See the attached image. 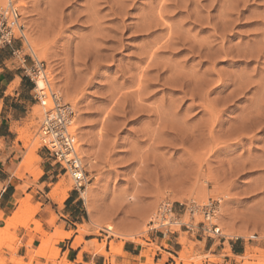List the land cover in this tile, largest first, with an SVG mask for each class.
<instances>
[{
	"label": "rangeland",
	"instance_id": "374dc122",
	"mask_svg": "<svg viewBox=\"0 0 264 264\" xmlns=\"http://www.w3.org/2000/svg\"><path fill=\"white\" fill-rule=\"evenodd\" d=\"M11 4L26 40L46 59L34 56L26 43L18 56L42 62L49 88L74 112L72 132L88 183L76 192L71 176L42 148V109L32 92L21 120L11 125L20 145L14 146V174L19 172L16 176L25 184L10 216H1L0 259L5 264H69L53 243L73 240V250L82 247L83 253L101 256L106 264H118L125 244L141 251L142 264L149 259L152 264L154 259H160L157 264H184L185 258L189 264H220L228 258L234 264H264V0ZM178 75L189 81L187 95L177 86ZM158 107L173 110L178 123L185 124L181 138L173 132L158 134L161 118L153 115ZM185 135L189 138L183 141ZM31 151L34 156L26 164ZM42 168L58 175L50 194L62 181L58 199L78 194L83 220L75 230L66 233L56 227L54 214L49 211L44 218L41 205H32L26 194V189H41L33 175ZM84 190L93 218L81 197ZM64 200L56 204L60 207ZM22 201L31 208L27 213L19 208ZM163 202L193 230L173 226L162 234L151 231L149 221ZM210 202L216 215L212 223L222 238L204 235L198 243L202 208ZM191 205L198 207L192 215L187 210ZM15 216L9 224L3 220ZM23 219L25 227L18 225ZM37 224L40 229L35 231ZM21 234L25 236L18 239ZM67 234L71 236L66 239ZM163 235L169 243L161 249L170 255L160 251ZM78 236L82 242L76 241ZM21 243L27 248L24 257L17 254ZM205 243L219 256L201 252ZM233 244L240 247L238 257L231 256ZM98 245H104L103 252L95 251ZM41 246L45 258L37 256Z\"/></svg>",
	"mask_w": 264,
	"mask_h": 264
},
{
	"label": "crops",
	"instance_id": "0c3cea01",
	"mask_svg": "<svg viewBox=\"0 0 264 264\" xmlns=\"http://www.w3.org/2000/svg\"><path fill=\"white\" fill-rule=\"evenodd\" d=\"M22 47L17 48V44L10 47L0 49V216L9 217L14 210L17 201L22 198V186L25 184L17 176L19 172L15 171V158L17 156L15 150L16 137H13L11 125L21 120V112L29 106L28 95L32 94V84L25 76V70L30 68L31 62L24 57H19ZM16 87L10 92V87L14 84ZM32 97V96H31ZM58 175L54 174L53 170L42 168V174L38 178L36 185L41 189H26V194L31 195L32 205H41V215L46 218L48 212H52L57 219L56 227L61 228L64 232L75 230L74 227L81 225L83 220V207L80 198L76 192L66 194L64 202L59 207L54 201L48 198L50 194V186L56 184ZM39 218V217H38ZM1 221V220H0ZM48 223V222H47ZM51 233L53 230L48 229ZM25 235H18V239ZM199 237L198 243L204 242L203 236ZM75 238V237H74ZM160 243V251L170 255L165 250L161 249L163 243L169 241L163 235ZM72 241H67L63 244L54 242L56 249L60 250V258L66 254V259L69 264H106L105 258L101 256H92L82 252V247L73 250L71 248ZM38 247V242L33 246ZM231 256L238 257L240 247L233 244L230 246ZM212 245L205 243L200 250L204 254H210L213 257L219 255L211 251ZM108 248L107 251L108 252ZM27 248L24 243L18 247L17 254L19 257L26 255ZM158 256V255H157ZM141 251L136 246L125 244L122 248V255L117 258L118 264H142ZM140 258V259H139ZM137 259V260H136ZM160 259H154L153 264H157ZM44 262V261H42ZM234 264L231 258L223 260L220 264Z\"/></svg>",
	"mask_w": 264,
	"mask_h": 264
},
{
	"label": "built area",
	"instance_id": "2783aa9c",
	"mask_svg": "<svg viewBox=\"0 0 264 264\" xmlns=\"http://www.w3.org/2000/svg\"><path fill=\"white\" fill-rule=\"evenodd\" d=\"M20 16L11 2L0 6V49L10 47L18 42L22 47L26 43L24 27L19 23ZM31 66L25 70V76L32 84L34 99L42 109L41 122L39 127V141L42 148L45 149L49 158L60 168L68 173L73 182L74 190L80 192L85 187L88 180L83 170L81 158L79 157L76 139L72 132L74 112L68 104H64L61 98L53 92L47 85L43 88H37L36 80L44 73V65L36 58H30ZM197 206L191 205L187 209L189 214L197 211ZM215 214V205L208 203L202 208L203 222L200 226V234L220 237L222 235L215 224L212 223ZM151 231L169 232L170 228L177 226L189 232L193 226L187 223H180L174 217L171 204L163 202L160 204L157 213L149 221Z\"/></svg>",
	"mask_w": 264,
	"mask_h": 264
},
{
	"label": "bare ground",
	"instance_id": "6f19581e",
	"mask_svg": "<svg viewBox=\"0 0 264 264\" xmlns=\"http://www.w3.org/2000/svg\"><path fill=\"white\" fill-rule=\"evenodd\" d=\"M5 2H11V0H6ZM18 3V2H17ZM18 7V6H17ZM21 8V7H20ZM25 39H26V37H25ZM26 46L29 48L28 50H30L31 52H32V54L34 55V56H37L40 60H44L45 61V59H46V56L44 55V54H37V51L40 49H38L37 50V47H35V46H32L27 40H26ZM39 52V51H38ZM154 55V54H153ZM36 60H37V58H36ZM49 77V76H48ZM48 77H46V75H45V72L42 74V76H39V78L36 80V85H37V88H45L46 87V85L49 87V82H50V80H49V78ZM159 77V76H158ZM178 84H177V86L178 87H180V90H181V92L183 93V94H188L189 93V91L187 90V87H188V85H189V81L185 78V77H183V76H180V75H178V76H176V80H175ZM192 83V82H191ZM193 84V83H192ZM195 84H193V86H194ZM129 98V97H128ZM120 102V101H119ZM119 105V104H118ZM121 105H123V104H121ZM131 106V105H130ZM175 106V105H174ZM126 107V106H125ZM137 107V106H136ZM122 108V107H121ZM133 108H134V106H133ZM133 108H131V109H133ZM137 109V108H136ZM163 108H155V111L153 110V115L157 118V120H159L160 118H161V124H159V126L157 127V130L156 131H158V134L160 133V134H168V133H170V132H173V133H175V135L178 137V138H181V134H182V132H183V128H185V124L183 123V124H181V123H178V119H177V114L176 113H174L173 112V110L172 111H169L168 109H163ZM122 110V109H121ZM34 114H37V111L34 113ZM152 114V113H151ZM250 115V114H249ZM251 115H253L252 113H251ZM161 116H166V120H162V117ZM257 116V115H256ZM255 116V117H256ZM258 117H259V115H258ZM167 118H168V120H167ZM247 118V117H246ZM245 118V119H246ZM251 119L253 118L254 119V117H250ZM250 118L248 119V120H250ZM163 119H164V117H163ZM256 119H258V118H256ZM157 120H155V123H157L158 121ZM157 121V122H156ZM254 121V120H253ZM159 122V123H160ZM252 121L250 120V123H251ZM74 123V122H73ZM158 124V123H157ZM252 124H250V126H251ZM72 127H73V125H72ZM245 128V127H244ZM155 131V132H156ZM20 132V131H19ZM157 134V135H158ZM157 135H156V137H157ZM164 136H166V135H164ZM161 137V136H160ZM189 138V136L188 135H185L182 139H183V141H186L187 139ZM161 145H162V143H161ZM152 151V150H151ZM33 156H34V151H31L30 152V156L27 158V161H26V164H29L30 163V161L32 160V158H33ZM150 157H151V155H150ZM141 158V157H140ZM139 158V159H140ZM143 159V158H142ZM145 160V159H144ZM142 161V160H141ZM147 161H148V159H147ZM145 162V161H144ZM140 165V164H139ZM145 166V165H144ZM187 166V165H186ZM259 166H261V165H257L256 167H259ZM184 167V166H183ZM244 167V166H243ZM187 168V167H186ZM231 169V168H230ZM244 169V168H243ZM234 170V169H233ZM241 171V170H240ZM165 172V171H164ZM237 172V171H236ZM238 173V172H237ZM41 174H42V171L41 170H39L38 172H37V174H35V175H33V178H34V181H33V183L35 184L36 182H37V180H38V178H39V176H41ZM208 180V179H207ZM217 180V179H216ZM206 182V181H205ZM64 186V183H63V181L62 182H60L59 184H57L56 185V187L54 188V190L51 192V194L49 195V197H50V199L52 200V201H54L55 203H61L64 199L63 198H61V199H58V196H59V194L60 193H62L63 194V192H62V187ZM65 188V187H64ZM252 188V187H251ZM259 189V188H258ZM250 190H252V189H250ZM256 190V189H255ZM251 193V192H250ZM212 194V193H211ZM202 196V195H201ZM204 196V195H203ZM64 197V196H63ZM66 197V196H65ZM81 197H82V199L85 201V204H86V208H87V213H88V215L90 216V217H92L93 218V212H92V208L90 207V205H89V194H88V191L87 190H84V191H82L81 192ZM197 199V198H196ZM201 199V198H200ZM204 199H205V197H204ZM178 200V199H177ZM202 201V200H201ZM19 204H20V210L21 211H26V213H27V210H29V209H31L30 208V206L28 205V202H25V201H22V202H18ZM31 213V212H30ZM30 213H29V215H27V218L28 217H30ZM36 213H38V210H36V211H33L32 212V214H36ZM32 214H31V216H32ZM215 217H216V215H215ZM16 218V216L14 217V218H9L10 220L8 221L6 218H3V220H6V222H8V224L12 221V219H15ZM217 218H219V217H217ZM0 220H1V216H0ZM25 221L26 220H24L23 219V221L21 222V220H19L18 221V225H21V226H24V224H25ZM217 221V220H216ZM215 221V222H216ZM24 222V223H23ZM27 222V221H26ZM23 223V224H22ZM92 223H93V221H92ZM94 224V223H93ZM27 226V225H26ZM219 226V225H218ZM25 227V226H24ZM34 227V226H33ZM98 227V226H97ZM40 229V225L39 224H37V226H36V228L35 229H33V230H35V231H38ZM105 229L107 230V231H109V232H114L113 231V227L110 225V224H106L105 225ZM31 230V229H30ZM226 233V232H225ZM84 235V234H83ZM110 235H112V234H110ZM114 235H115V233H114ZM70 234H67L66 236H65V238L67 239V238H70ZM120 237V236H119ZM76 241H79V242H82V237L81 236H78V237H76ZM28 240V242H27V244H26V246H30L31 245V241H29V239H27ZM9 247L7 246V247H4L3 249L5 250V249H8ZM103 248H104V245H98V246H94V249H95V251H98V250H101V252H103L102 250H103ZM121 248V245L120 246H118L117 247V249H120ZM93 249V248H92ZM0 251H1V248H0ZM45 252H43L42 251V246L40 247V251H39V253H38V257H42V258H45V257H47V256H45V254H44ZM102 254V253H101ZM247 256V255H246ZM141 258V257H140ZM139 258V259H140ZM137 260V259H136ZM245 260V259H244ZM12 262H15V260L14 261H12ZM189 262L190 261H188L187 260V258H185L184 260H183V262L182 263H184V264H189ZM202 262L201 261H198L197 262V264H201ZM0 264H5L1 259H0ZM146 264H152V259H149V260H147V262H146ZM243 264H245V263H243ZM259 264H263V262H261V263H259Z\"/></svg>",
	"mask_w": 264,
	"mask_h": 264
}]
</instances>
